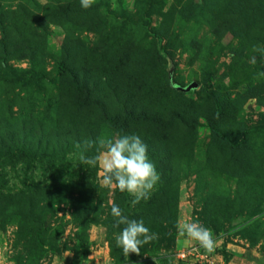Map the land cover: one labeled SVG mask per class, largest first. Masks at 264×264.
<instances>
[{
  "label": "rangeland",
  "instance_id": "1",
  "mask_svg": "<svg viewBox=\"0 0 264 264\" xmlns=\"http://www.w3.org/2000/svg\"><path fill=\"white\" fill-rule=\"evenodd\" d=\"M254 46L264 0H0V264H202L179 256L198 247L181 219L264 254ZM133 134L160 180L130 208L78 158ZM113 202L157 234L140 255L116 246Z\"/></svg>",
  "mask_w": 264,
  "mask_h": 264
},
{
  "label": "clouds",
  "instance_id": "2",
  "mask_svg": "<svg viewBox=\"0 0 264 264\" xmlns=\"http://www.w3.org/2000/svg\"><path fill=\"white\" fill-rule=\"evenodd\" d=\"M95 0H80L84 9L92 7ZM252 51L264 59V47L254 46ZM253 55L250 63L255 64ZM76 147L80 149L81 144ZM96 148L97 154L86 156L84 152ZM79 163L90 167L102 168L101 183L108 189H116L121 193L127 192L131 197L130 204L135 207L141 201H147L160 180L155 164L149 159L147 145L138 135H124L116 138L85 140L83 150L79 155ZM111 215L114 218L113 227L121 228L114 235L116 246L122 249L128 257L134 253L140 255L141 248L157 239L156 233L145 226L144 221L130 219L116 203L110 204ZM177 234L190 242H195L200 248L211 253L215 250L217 241L212 231L194 220H178Z\"/></svg>",
  "mask_w": 264,
  "mask_h": 264
},
{
  "label": "crops",
  "instance_id": "3",
  "mask_svg": "<svg viewBox=\"0 0 264 264\" xmlns=\"http://www.w3.org/2000/svg\"><path fill=\"white\" fill-rule=\"evenodd\" d=\"M179 238V245L181 248H187L195 242H190L184 237ZM217 241L215 250L211 253L206 252L201 249L200 253L207 254L209 256V261L201 260L200 255L196 258L202 264H264V254L258 253L255 249L248 247L246 244L234 243L229 241L223 242L222 239L214 237ZM186 242V244H185Z\"/></svg>",
  "mask_w": 264,
  "mask_h": 264
},
{
  "label": "built area",
  "instance_id": "4",
  "mask_svg": "<svg viewBox=\"0 0 264 264\" xmlns=\"http://www.w3.org/2000/svg\"><path fill=\"white\" fill-rule=\"evenodd\" d=\"M199 247V246H198ZM198 247L197 246H194L192 248H189L185 251H182L179 253V256L184 258V257H187V256H197V255H200V259H203V260H206V262L209 261V256L207 254H204V253H200L199 250H198Z\"/></svg>",
  "mask_w": 264,
  "mask_h": 264
},
{
  "label": "trees",
  "instance_id": "5",
  "mask_svg": "<svg viewBox=\"0 0 264 264\" xmlns=\"http://www.w3.org/2000/svg\"><path fill=\"white\" fill-rule=\"evenodd\" d=\"M64 73V72H62ZM173 86V84H171ZM177 86H174L173 88L176 90V91H180L176 88ZM181 88H185V87H181ZM182 92V91H180ZM182 93H185V92H182ZM117 192V195L118 197L122 200V202L124 204H127L130 208L132 207L131 204H130V198H129V195L127 194V192H124V193H121L119 190H116Z\"/></svg>",
  "mask_w": 264,
  "mask_h": 264
},
{
  "label": "water",
  "instance_id": "6",
  "mask_svg": "<svg viewBox=\"0 0 264 264\" xmlns=\"http://www.w3.org/2000/svg\"><path fill=\"white\" fill-rule=\"evenodd\" d=\"M197 87H198V84L196 82H192L188 86H186L185 88H181V87H176V88L182 92L188 93L191 90L197 89Z\"/></svg>",
  "mask_w": 264,
  "mask_h": 264
}]
</instances>
